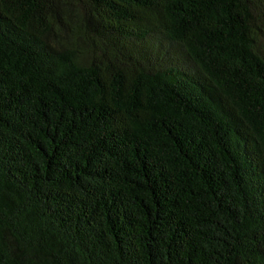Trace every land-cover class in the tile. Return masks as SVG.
I'll return each instance as SVG.
<instances>
[{"label":"trees","instance_id":"16d2710c","mask_svg":"<svg viewBox=\"0 0 264 264\" xmlns=\"http://www.w3.org/2000/svg\"><path fill=\"white\" fill-rule=\"evenodd\" d=\"M0 264H264V0H0Z\"/></svg>","mask_w":264,"mask_h":264}]
</instances>
